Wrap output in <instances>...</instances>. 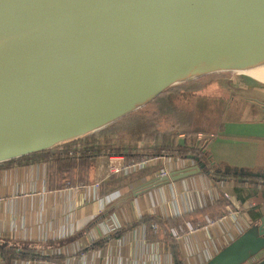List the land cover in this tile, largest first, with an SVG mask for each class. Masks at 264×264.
I'll return each mask as SVG.
<instances>
[{
  "label": "water",
  "instance_id": "water-1",
  "mask_svg": "<svg viewBox=\"0 0 264 264\" xmlns=\"http://www.w3.org/2000/svg\"><path fill=\"white\" fill-rule=\"evenodd\" d=\"M216 75L230 95L254 97L247 120L264 117V0H0V165L69 146ZM178 134L170 144L191 151ZM200 141L204 152L211 138ZM205 168L152 177L128 197ZM204 264H264V214Z\"/></svg>",
  "mask_w": 264,
  "mask_h": 264
},
{
  "label": "crops",
  "instance_id": "crops-1",
  "mask_svg": "<svg viewBox=\"0 0 264 264\" xmlns=\"http://www.w3.org/2000/svg\"><path fill=\"white\" fill-rule=\"evenodd\" d=\"M170 140L165 148L175 147ZM188 143L187 140L189 147ZM214 145L213 141L208 143L211 152L216 149ZM54 150L53 154L59 156L61 148ZM104 150H98L93 165L89 163L87 180L83 182L78 181L79 178L74 181L68 178L69 171L75 176L73 161L62 165L61 169H53L50 162L29 157L1 167L0 243L18 249L34 245L40 255L54 258L52 263L16 261L14 264H204L229 244L234 230H246L264 214V196L246 212L236 208L242 206L234 204V199L241 197L237 194L238 181L221 179L230 177L233 172L229 174L227 165L219 161L218 164L225 167L204 160L212 167V173L201 172L133 199L128 197L130 189L147 180L149 171L110 175V163L106 161L109 155H103ZM197 166L196 161L188 162V168ZM243 169L251 170L246 167L238 170ZM141 172H146L142 179L138 175ZM57 174L65 178L61 180ZM89 179L99 186L93 187ZM243 186L250 188L252 184ZM220 189H224L227 196L221 195ZM222 200L230 205L222 210V216L205 215L194 219V222L204 221L201 227H193L190 221L183 220L184 231L178 237L172 235L178 250L177 260L161 241L165 234L157 223V230L162 231L157 242L146 240L145 224H139L149 217L164 222L179 217L192 220L197 211L213 207ZM221 217L225 219L219 221ZM206 220L215 223L207 226ZM122 229L128 230L111 239Z\"/></svg>",
  "mask_w": 264,
  "mask_h": 264
},
{
  "label": "trees",
  "instance_id": "trees-1",
  "mask_svg": "<svg viewBox=\"0 0 264 264\" xmlns=\"http://www.w3.org/2000/svg\"><path fill=\"white\" fill-rule=\"evenodd\" d=\"M197 82H192L181 85L179 87H175L163 94L154 102H157L156 104H158L157 114L159 116L162 113L168 114L167 116H169V118H171L173 121H176L177 124H182V122H189L190 124L202 122V127L199 125L195 126V129H197L198 131H191L190 134L193 135L198 133H201L203 135L216 133L224 134V137H228L229 125L228 127H226V123L229 121L233 122V118L228 115L230 109L227 99L223 98L222 96H218L217 91H215L214 89L211 92L212 95H204V93H194V90L190 88L193 87V85H195ZM204 87H206L205 84L203 85V88ZM176 88L178 89L174 90ZM144 110L130 115L129 117L115 123L114 125L104 129L103 131L94 134L97 135L100 133L102 137L96 138L94 135H92L82 140L76 141L69 146L61 147V153L59 156H55L53 153L56 150H52L49 152L34 155L30 158L37 161L50 162L53 169H61L62 165L71 163V157H73V159L79 157L82 160L89 161L96 156L98 150L105 149L104 151H108L107 147L113 146V144H115L116 142H118L121 152H126L124 155L126 157H139L147 155L151 153L152 150L165 146V144H163L162 142V139H158L159 136L163 133L161 130L164 120L145 114ZM237 121H239L238 118H234V122ZM177 124L173 125L176 130L179 128ZM254 138L264 139V136ZM130 144L136 145L137 147L132 148ZM221 145L222 144H216L214 145V147L216 149H220ZM69 148H73V150H70L74 153L71 157L66 156L69 152ZM127 151H131V153H127ZM259 157V155H256V157L251 161H260L261 159L259 160ZM215 161H219V158L216 157ZM218 166L225 167L218 164L217 162V167ZM230 166L231 165H227L226 170L233 172L234 169H232ZM1 167H6V164L1 165L0 169ZM246 168H250L252 172H264V167L262 166ZM235 170L238 169L235 168ZM145 174L146 172L138 173V175L141 176L140 179H142ZM57 175H59V179L61 180L65 178L60 174ZM85 179L86 178L82 176L78 179V181L83 182L85 181ZM226 206L230 205L224 200H222L221 202H216L213 207L197 211L194 214L192 220L189 218L179 217L177 219H172L164 222L163 220L156 217H149L139 224H145L146 240L150 242H157L158 240H160V236H162L161 230L158 229L157 231H154L152 228L153 223H157L160 228L164 230L165 234L163 240L161 241L167 244L168 248L171 251V255L173 256V258H175V260H177L178 250L172 237V231L178 230L179 228L183 227L185 228L186 224L183 221L184 219L190 221L189 224H191V226L193 227H201L204 221L199 220L194 222L195 218L205 215L209 217H211L212 215L220 217L223 214L222 210L225 209ZM126 230L128 229H122L118 232H115L111 236V239L118 238ZM37 251L38 249L34 247V245L18 249V247H9L5 244L0 243V261L3 264H14V262L16 261L54 262L53 257L40 255Z\"/></svg>",
  "mask_w": 264,
  "mask_h": 264
},
{
  "label": "rangeland",
  "instance_id": "rangeland-1",
  "mask_svg": "<svg viewBox=\"0 0 264 264\" xmlns=\"http://www.w3.org/2000/svg\"><path fill=\"white\" fill-rule=\"evenodd\" d=\"M226 78L225 75H216V76H211L208 78H204V79H200L198 80V82L193 85V87H191L190 89L194 90V93H204V95H212L211 92L214 89L215 91H217L218 96H222L223 98L227 99L229 101V92L226 91L221 82L222 80ZM206 85V87L203 88V85ZM178 88L174 89L177 90ZM173 90V91H174ZM237 97V96H236ZM239 98V97H237ZM157 103V102H156ZM156 103H152L150 105H148L146 108H144V112L145 114L151 115L153 117L156 118H161L164 120V123L162 125V135L159 136V140L162 139L163 144H167L169 139L171 138V136H173L176 133H181V134H185L186 137H190L191 136H196V137H203V135L200 133L192 135L190 134L191 131H198L197 129H195L196 125L201 126L203 123L202 122H198V123H189V122H182V124H177L176 121H173L171 118H169V116H167L168 114H161L160 116L157 114V108H158V104ZM230 103V112L231 111H235V112H242L243 113H247L248 114V107L246 105L245 110H243V108L235 103V102H231ZM142 110V111H143ZM248 121L246 119H244L243 121H237V122H227L226 123V127H228L229 125V132H228V137H224V134H216V133H212V134H205V137H208L210 135H213V139L214 140H228V142H223L222 145L220 146V149H215L213 151V154L219 158V162L222 165H231L233 167H231L232 169H241V167H256V166H264V139L262 138H258L255 139L254 136H256L257 134H261L262 130L259 128H255V130H252L251 128L253 127H246L243 128L244 126H242V124ZM179 127L177 130L176 128L173 127V125H176ZM218 125V124H217ZM202 127V126H201ZM176 130V131H174ZM238 134V135H237ZM237 135V136H236ZM92 136V135H91ZM96 138L98 137H102L101 134H97L94 135ZM264 136V135H263ZM73 144V143H71ZM70 144V145H71ZM127 145V144H126ZM130 146L132 148H136V145H132L130 144ZM167 149L164 147L161 148H157L152 150L154 153H159L162 150ZM108 151H104L103 155H109V157H106V161L109 163V158L112 156H117V158H122L123 162H127V163H132L135 161H138L141 159V157L143 156H139V157H126L124 156L126 152L122 151L119 149V144L118 142H116L115 144H113V146L111 147H107ZM189 150H187L188 152ZM127 153H131V151H127ZM117 154V155H114ZM191 154V153H189ZM101 156H103L102 154H100ZM99 155V156H100ZM256 155H259V160H254L251 161L253 158L256 157ZM98 156V157H99ZM96 157V158H98ZM104 157V156H103ZM73 162L76 163V165L74 166L75 168V176L72 175L73 171H69L68 173V178L71 181H74L82 176H84L85 178L87 177V172H88V165L89 163H91V165H93V163L95 162L94 158L87 161V160H82L79 157H76L75 159H73V157L70 158ZM105 161V162H106ZM73 166V165H72ZM244 170V169H243ZM247 170V169H246ZM250 172H252L250 170ZM224 180H230V181H238V187L240 189L237 192L238 195H241V197L239 199H234V204L235 205H242L241 207H236L237 209H243L244 212H246L247 209L252 208L254 206H256L255 204H258V200L260 197L264 196V180L263 179H258V178H254V177H247V176H242L237 177L234 175H231L230 177H225V178H221ZM87 180V178H86ZM244 183L247 184H252V187L250 188H243L245 186ZM254 187H258L261 188V191L258 189H255ZM243 188V189H242ZM245 189V191H244ZM252 206V207H249ZM262 211H264V208L262 209ZM256 212V210L254 211ZM222 218V217H221ZM220 219V218H219Z\"/></svg>",
  "mask_w": 264,
  "mask_h": 264
},
{
  "label": "built area",
  "instance_id": "built-area-1",
  "mask_svg": "<svg viewBox=\"0 0 264 264\" xmlns=\"http://www.w3.org/2000/svg\"><path fill=\"white\" fill-rule=\"evenodd\" d=\"M187 151V150H186ZM73 151H69L67 156L71 157L73 155ZM187 156L179 155L178 154V148L172 147L162 150L159 153H154L153 151L147 155H143L140 160L127 163L123 162L122 158H117V156H112L109 158L110 168L109 173L110 175H130L135 172L149 171V175L146 176L147 179H150L152 177H165L169 176L171 173H178V171H183L188 168V162L192 160H188ZM200 155H197V159L194 161H200ZM207 173H212V167H209L206 165L205 168ZM89 183L92 184L93 187L97 188L99 185L98 183L93 182L92 179H89ZM220 194L223 196H227L224 192V189L219 190ZM225 217H222L219 219V221L224 220ZM215 222H211L206 220L207 226H213ZM152 228L154 230H157L158 226L155 223ZM184 231L183 228H179L178 230H173L172 235L175 237H178L182 232ZM245 230H242L241 232H237L234 230L231 233V241L234 240L236 237H238L241 233H243ZM230 241V242H231ZM229 242V243H230ZM1 262V261H0ZM2 264V263H0Z\"/></svg>",
  "mask_w": 264,
  "mask_h": 264
},
{
  "label": "flooded vegetation",
  "instance_id": "flooded-vegetation-1",
  "mask_svg": "<svg viewBox=\"0 0 264 264\" xmlns=\"http://www.w3.org/2000/svg\"><path fill=\"white\" fill-rule=\"evenodd\" d=\"M229 96V101L231 102H235L237 104H239L243 110H245V107H246V104H250L252 103L253 101H255L254 97H249V98H243V97H239L237 98L236 96L234 95H228ZM229 101L227 100V102L229 103ZM260 106L262 107V109H264V103H260ZM229 109H230V103H229ZM244 111L242 112H235V111H229L228 112V115L231 116L233 118V122H234V118H238V120H244L248 118V115L247 113H243ZM251 119V120H250ZM249 121H245L242 126H244L243 128H246V127H253L251 128L252 130H255V128H259L262 130V133L264 135V117L263 118H260V117H254L253 119L250 118L249 116ZM261 134H257L259 136H254V137H260V136H263ZM175 135V134H174ZM193 135V134H192ZM203 135V134H202ZM184 137L188 140V144H189V147L192 148L191 151H186L185 149H181V148H178V154L179 155H183V156H186V155H189L191 158L190 160L194 161L195 159H197V155H200V161H196L197 164H200L201 161H204V160H207L208 162L210 163H213L214 165L217 166V162L215 161V158L216 156L213 154V152H211L209 149H208V145L205 147L204 149V152H203V148L202 145H204L205 141H200L199 143V147L198 149H196V142L202 138H211V141H213V145L215 144H222L223 142H228V140H214L212 137L213 135H210L208 137H205V135H203V137H196V136H191L190 137H186V135H184ZM209 142V143H210ZM190 143H193V144H190ZM229 143V142H228ZM187 145V144H186ZM217 147V146H216ZM189 149V148H188ZM195 149V150H194ZM191 153V154H189ZM258 161V160H257ZM229 165V164H227ZM244 167V166H243ZM264 167V166H262ZM255 173V172H254ZM262 175H264V172H258Z\"/></svg>",
  "mask_w": 264,
  "mask_h": 264
},
{
  "label": "bare ground",
  "instance_id": "bare-ground-1",
  "mask_svg": "<svg viewBox=\"0 0 264 264\" xmlns=\"http://www.w3.org/2000/svg\"><path fill=\"white\" fill-rule=\"evenodd\" d=\"M256 82L264 89V76L256 77Z\"/></svg>",
  "mask_w": 264,
  "mask_h": 264
}]
</instances>
